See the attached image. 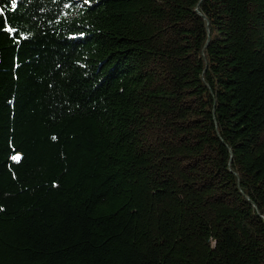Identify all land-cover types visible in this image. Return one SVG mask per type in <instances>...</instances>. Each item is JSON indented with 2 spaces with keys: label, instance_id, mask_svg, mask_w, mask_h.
I'll use <instances>...</instances> for the list:
<instances>
[{
  "label": "trees",
  "instance_id": "trees-1",
  "mask_svg": "<svg viewBox=\"0 0 264 264\" xmlns=\"http://www.w3.org/2000/svg\"><path fill=\"white\" fill-rule=\"evenodd\" d=\"M0 264H264V0H0Z\"/></svg>",
  "mask_w": 264,
  "mask_h": 264
},
{
  "label": "snow or ice",
  "instance_id": "snow-or-ice-1",
  "mask_svg": "<svg viewBox=\"0 0 264 264\" xmlns=\"http://www.w3.org/2000/svg\"><path fill=\"white\" fill-rule=\"evenodd\" d=\"M16 2H17V0H11L13 8L16 6ZM9 30L11 31V29H9ZM13 159H17L18 160L19 156H14Z\"/></svg>",
  "mask_w": 264,
  "mask_h": 264
}]
</instances>
